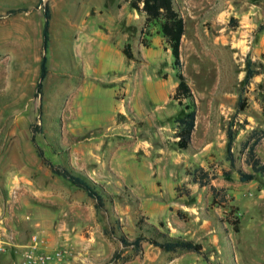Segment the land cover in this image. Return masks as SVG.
<instances>
[{
	"label": "rangeland",
	"instance_id": "rangeland-1",
	"mask_svg": "<svg viewBox=\"0 0 264 264\" xmlns=\"http://www.w3.org/2000/svg\"><path fill=\"white\" fill-rule=\"evenodd\" d=\"M46 6L50 72L37 97ZM176 7L185 20L182 73L197 113L187 150L177 146L176 120L189 102L173 99L174 60L145 14L125 0H0V235L12 241L0 264H20L35 233L47 249H64L66 264H264V179L243 183L239 176L251 172L244 147L255 138L243 116L264 108V81L244 86L249 59L264 74V64L252 60L264 37V0H176ZM128 44L133 61L123 54ZM115 121L138 141L158 133L154 196L151 181L149 196H135L107 172L79 170L78 142H102L104 157L90 152L83 165L96 173L100 157L112 159L110 167L137 187L130 145L110 136ZM230 124L234 166L226 157ZM38 150L56 166L91 174L105 207L97 210L84 190L53 174ZM136 160L152 158L140 153ZM162 236L200 244L203 254L166 252L148 241ZM121 237L144 239L142 249L124 247Z\"/></svg>",
	"mask_w": 264,
	"mask_h": 264
},
{
	"label": "trees",
	"instance_id": "trees-1",
	"mask_svg": "<svg viewBox=\"0 0 264 264\" xmlns=\"http://www.w3.org/2000/svg\"><path fill=\"white\" fill-rule=\"evenodd\" d=\"M130 2L133 10L138 13H143L146 15V25H154L159 27L160 34L165 40L168 49L171 51L173 57V66L177 71L178 86L173 99L180 104L183 101H188L189 103L185 107V114L176 120V137L178 138L177 146L180 150H187L192 141V134L196 126V104L194 101V96L192 90L188 84V81L184 74L182 73V62H181V44L183 37L185 35V20L176 7V0H125ZM10 14H16L15 11ZM2 18V16H0ZM44 28L42 32L43 36V51L46 52L40 62V72L38 81L36 84V96L40 97L44 91V82L49 75L48 67V57L47 51L50 42V22H51V12L48 6L45 7L44 11ZM123 54L128 60H134V55L131 51V46L128 44L123 50ZM255 64L249 59L247 61V70L244 79V86L250 85L251 81L261 74L260 70L254 68ZM246 99L243 95L239 99V112L245 111L247 107ZM39 130V129H38ZM228 141H227V160L232 166L235 164V157L233 154V146L235 142L234 126L229 125L228 129ZM254 143L252 145H245L244 149H248V165L251 166L252 173H246L244 171L239 172L240 181L250 182L256 179L257 175H260L264 179V164L257 157L255 153V147L264 138V130L255 131L253 134ZM34 144L35 138L32 139ZM38 154L43 162L50 168L53 174L64 178L69 181L75 187L84 190L87 195L95 200L96 209L101 210L105 207L104 196L99 191V186L96 185L92 180L87 177L77 175L72 169L56 166L47 160L44 153L38 150ZM202 172L203 170L200 169ZM199 171V172H200ZM207 177V173H204ZM215 190V189H213ZM237 223V220L235 221ZM234 223V224H236ZM144 239L138 238L134 241H130L127 237H121V242L124 247H133L135 250L139 251L142 249L141 242ZM153 245L161 248L166 252H176L178 250L191 251L198 254H203V247L200 244H196L193 241L170 238L169 236H162V240L159 239H148Z\"/></svg>",
	"mask_w": 264,
	"mask_h": 264
},
{
	"label": "crops",
	"instance_id": "crops-1",
	"mask_svg": "<svg viewBox=\"0 0 264 264\" xmlns=\"http://www.w3.org/2000/svg\"><path fill=\"white\" fill-rule=\"evenodd\" d=\"M252 60L253 61H261L264 64V37H261L258 40V43L256 44V46L254 47ZM131 61H133V60H131ZM257 77H260L261 81H264V74L263 73H261ZM125 80H128V78L126 76L122 77L120 79V82L125 81ZM36 84H37V82H36ZM263 96H264V94H263ZM117 112H120V114H122L123 116L126 114V111L122 105H120L118 107ZM263 116H264V108H259L258 112L256 114L255 113L244 114L243 117L247 118L248 122L251 123L247 126V129L252 130V132H253L252 134H254L255 131L259 132V131L264 130ZM257 117L260 119H258ZM114 120H115V118H114ZM130 130L131 129H130V126L128 124H119V123H116V121H115L114 127L111 129L110 136L112 138L115 137L116 140H118V141H120V139H124L122 141L123 144L124 145H126V144L130 145L131 155H130L129 160H133V162L131 161L133 163V166L131 168V166L129 165V169H131L129 175L134 179L137 187H134L133 184L132 185L127 184L123 180V177L121 175L119 176L117 174V172L114 171L110 167L112 159H109L108 163L104 162V160L102 159V157H104V156L100 153L102 142L96 143L93 145L92 144L83 145L82 143L78 142V144L76 145V151L75 152H76L77 157H79L81 159V165L82 166L80 167L79 170H86L87 173L88 172H92L94 174L99 173L100 176H103V174H105L107 172L109 176L113 177L116 181H118V182L122 183L124 186H126L129 191H131L133 194H135V196H147L149 193L152 194V196H154L153 194L156 192L155 181L153 182L152 180H154V178H151V177H152V175H154L155 172H157V167H159L160 169L162 168V156H161L162 155V149L160 147H158V143H157L159 135L157 133L156 136H151V138H147V139L144 138L142 141L141 140L138 141L137 139H134V137L130 134L131 133ZM80 140L81 139H79L78 141H80ZM114 145L115 144H112V146H114ZM245 150L248 151V149H245ZM90 152H91V154L98 152L102 156L99 159L100 165H99L98 171H96V173H95V170L92 171L91 169H89L88 167H85L83 165L85 163L84 159H87L89 157L88 154H90ZM140 153L142 154V156L145 159L146 158L147 159L152 158L151 162L144 161L143 164H140L136 160L137 154H140ZM255 153H256L257 157L261 160V162L264 164V138L255 147ZM153 155H154V157H153ZM226 157H227V154H226ZM129 160L127 159V162ZM250 168H251V166H250ZM146 170H147V172H146ZM244 172L252 173V169H251V172H247V171H244ZM90 177H92L91 174L89 175L88 178L90 179ZM257 177L262 179V177L260 175H257ZM149 181H151V184H150L151 191L148 193L147 192V187H148L147 183H149ZM250 182H252V181H250ZM245 183H247V182H245ZM139 198H141V197H139ZM155 204L156 203H155V200L153 198L146 197L145 206L152 205V207L154 208ZM179 239H182V238H179ZM48 247H49L48 248L49 250L53 249V248H51V246H48Z\"/></svg>",
	"mask_w": 264,
	"mask_h": 264
},
{
	"label": "built area",
	"instance_id": "built-area-1",
	"mask_svg": "<svg viewBox=\"0 0 264 264\" xmlns=\"http://www.w3.org/2000/svg\"><path fill=\"white\" fill-rule=\"evenodd\" d=\"M8 241L0 235V256L6 252V246L12 244L11 237ZM67 253L64 249L49 250L39 233L32 235L29 244L26 246L23 259L20 264H66Z\"/></svg>",
	"mask_w": 264,
	"mask_h": 264
},
{
	"label": "water",
	"instance_id": "water-1",
	"mask_svg": "<svg viewBox=\"0 0 264 264\" xmlns=\"http://www.w3.org/2000/svg\"><path fill=\"white\" fill-rule=\"evenodd\" d=\"M46 52H44V54H45Z\"/></svg>",
	"mask_w": 264,
	"mask_h": 264
}]
</instances>
